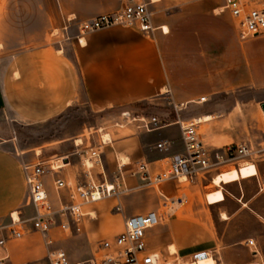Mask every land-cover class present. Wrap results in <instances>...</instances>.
<instances>
[{
    "label": "crops",
    "instance_id": "0c3cea01",
    "mask_svg": "<svg viewBox=\"0 0 264 264\" xmlns=\"http://www.w3.org/2000/svg\"><path fill=\"white\" fill-rule=\"evenodd\" d=\"M20 1L31 0H0V4ZM58 1L59 10L64 15L78 20H88L122 8L118 4L120 0ZM156 1L152 3L157 13L151 19L153 31L147 34L130 26H111L82 36L71 29L69 36L64 33V40L57 48L45 42L27 45L7 62L4 59L0 61V113L8 112L15 123L28 128L46 127L49 134L47 142H42V138L25 143L20 137L13 138L11 131L15 124L0 121V240L5 241L0 245L2 264H32L38 260L42 262L45 256L46 247L38 239L37 233L30 231L31 224L26 226V236L17 239L19 242L7 237L11 225L10 216L13 213L16 216L18 214L21 219L33 216L34 213L21 164H47L60 159L67 163L57 173L48 172L42 179L50 203L58 208L62 203L70 202L69 190L56 191L54 180H84V169L81 165L84 156L81 154L96 147L101 152L106 177H115L119 164L125 165L124 186L111 197L83 206L86 215L77 228V236L81 234L89 244L98 239L113 238L124 229L127 218L152 212L160 213L162 200L159 193L167 197L181 196L188 200V204L167 211L164 221L147 230L148 250L162 254L165 260L171 255L181 260H189L205 254L198 258L200 264H216L207 252L214 249L213 245L202 240L204 232L198 221V212L201 201L210 203L206 189L214 178L219 177L221 183L219 186L212 185L217 191L221 187L222 193H225V188L221 186L224 182L222 174L214 173L216 175H212L210 179L198 178L194 183L169 180L157 188L145 186L138 175L130 174L136 162L147 163L150 173L156 174L167 168L171 155L184 153L180 128L174 123V115L169 116L173 110L168 108L164 114L157 116L173 121L150 133L136 129L133 125L116 127L113 124V127L101 128L109 137L104 145H101L100 134L89 136L86 134L88 130L84 128L88 116L100 118L103 125L113 121L121 122L123 112L149 117L151 114L147 115L139 110L141 103L163 106L173 102L177 108L196 102L203 96L206 98L203 102L205 103L209 96L220 92L213 90L215 86L229 84L230 75L235 72L239 76L244 73L246 54L252 61V69L257 73L253 84L264 88V65H261L262 60L254 54L252 48V43L264 36L257 37L248 44L246 50L236 45L239 39L235 34L233 18L226 12L218 15L213 13L221 2L201 0L207 11H203L195 19L204 22L212 18L220 37V69L214 73L210 61L204 56L193 60V56L185 48L181 49V32L176 22L177 16L183 11L167 13L176 3ZM113 3L116 4L111 5ZM209 12L213 17L209 16ZM3 15L0 7V18ZM190 18L193 17L185 19ZM226 24L233 27L235 40L231 46L227 45L226 38L221 33ZM165 26L168 31L162 33L160 30ZM14 27L19 29L18 25ZM18 29L15 32L26 31L24 28ZM202 29L204 33L208 31L204 27ZM3 32V29L0 30V35ZM173 46L175 49L169 51V47ZM201 54L204 55V52ZM230 54L235 55L233 69H230ZM198 61L204 64L197 66L195 63ZM263 102L264 100L261 103ZM77 109H85L86 116L72 117L70 112ZM212 113H205L197 119L201 122L204 116L209 115L211 119L204 121H211L214 118ZM191 119L182 116L181 120ZM262 123L264 125V117ZM198 127L203 142L201 127ZM168 140L172 143L170 151L161 152L156 148L157 143ZM240 144L249 146L252 153L251 144ZM251 153L242 160L251 159ZM240 165L239 162L237 169ZM222 215L224 214L220 217Z\"/></svg>",
    "mask_w": 264,
    "mask_h": 264
},
{
    "label": "rangeland",
    "instance_id": "374dc122",
    "mask_svg": "<svg viewBox=\"0 0 264 264\" xmlns=\"http://www.w3.org/2000/svg\"><path fill=\"white\" fill-rule=\"evenodd\" d=\"M65 1L73 2L74 0ZM143 1L150 2L151 19L155 18L157 13L152 4L154 2L152 0ZM158 1L156 2L159 3ZM161 1L163 2L164 0ZM165 1L176 3L171 10H167V13L183 11L181 15L177 16L178 21L176 22L181 32L179 36L181 49L185 48L187 53L193 56V60L204 56L207 61H210L215 73V70L220 69V58L222 57L218 47L220 37H218V27L212 18L204 22L201 19H195L203 11H207L203 7V3H201L202 1ZM124 2V0H120L118 4L123 7ZM204 4L207 3L204 2ZM0 7L1 15L4 14L0 18V30H4L3 34L0 35V61L4 59L7 62L23 46L39 45V43L45 42L57 48L60 42H63L65 36L63 26L66 20L71 17L64 15L59 10L58 0L2 2ZM209 14V16L213 17L211 12ZM187 17L193 18L186 20L185 18ZM185 20L186 22H184ZM16 25L19 26V29L24 28L26 31L15 32L18 29L14 27ZM21 25H24V27ZM203 27L208 31L204 33ZM71 29L72 31H77L75 26L73 27V23L70 31ZM221 33L225 36L227 45L231 46L234 44L235 36L233 27L230 24H226ZM255 39L239 41V43L236 42V45H240L246 50L247 45ZM252 48L254 54H257L262 60L261 65H264V38L255 40L252 43ZM173 49H175L174 46L169 47V51ZM203 52L204 55L201 54ZM234 57L235 55H229L230 69H233V65L235 66ZM245 58L244 73L239 76L235 72L230 75L229 84L215 86L213 90L220 92L214 96H209L203 105L197 104V100L177 108L174 107L175 104L173 102L163 106L147 103L139 104V110L144 111L147 115L151 114L150 116H159V114H164L170 108L173 113H169V116L171 117L173 114L175 120L177 118L182 119V116L196 120L197 117H201L205 113L213 112V120L203 121L200 124L203 145L211 152H222L228 148L236 147L242 142L251 144V159L241 160V165L238 169L237 165L227 166L226 164L212 168L208 176H206L207 179H210L212 175H216L214 173H221L224 178L221 186L225 188V193H222L221 187L218 188L220 191H217L210 184L206 189L207 199H209L210 203L208 204L205 200L204 202L201 201L198 212V221H200L204 232L202 240L213 245L214 249L207 252L211 254L216 264L217 262L218 264H264V125L262 123L264 115L260 107V103L264 100V88L253 84L257 73L252 69V61L247 58V54ZM195 64L202 66L204 63L198 61ZM259 73L260 75L262 74L261 72ZM220 81L221 79L218 82L220 83ZM70 113L72 117H83L86 116L87 112L85 109H77L72 110ZM168 119V122L173 121V119ZM0 121L15 124L11 131L13 138L20 137L25 143L33 141V139L36 141L42 138V142H47L49 138L46 127L32 129L19 125L14 122L13 116L6 111L0 113ZM113 124H115L114 121L103 125L100 118L88 116L87 124L84 128L88 130L87 135L96 136L100 134L101 140L107 141L105 138L106 131L101 128H110L113 127ZM126 125H133L138 129L137 121H132ZM116 127L119 126L116 125ZM45 146L48 147L47 144ZM54 162L52 160L44 165L47 167ZM220 168L222 170L219 171ZM221 214H225L228 218L223 220L220 217ZM13 217H16V215ZM30 217H26L24 220ZM83 221L81 220L80 223ZM28 224H31V222H26L25 229ZM78 227L79 225L72 224L70 231H61L56 227L52 228L48 233V239L52 240V244L49 245L46 244L45 238L32 228L30 231L32 233L36 232L38 239L46 247L42 262L38 260L34 263L46 264V254L51 250L57 249L64 250L72 264L80 263L81 261L89 262L94 259L97 256L101 239L89 244L81 234H79L80 237L77 236ZM250 239L254 240L253 247H248L245 243ZM18 240L16 239L15 241ZM255 252H258V254H255ZM166 260L176 264V260L172 255L166 257Z\"/></svg>",
    "mask_w": 264,
    "mask_h": 264
},
{
    "label": "built area",
    "instance_id": "2783aa9c",
    "mask_svg": "<svg viewBox=\"0 0 264 264\" xmlns=\"http://www.w3.org/2000/svg\"><path fill=\"white\" fill-rule=\"evenodd\" d=\"M124 6L109 14L94 16L88 20L68 18L63 26L64 33L69 36L70 27L75 26L79 35L91 34L95 31L111 28V26L136 27L143 33L153 31L152 12L149 9L150 2L143 0H124ZM221 4L213 10L215 15L228 13L234 20L235 34L239 41H249L264 36V0H207ZM164 33L163 28L161 29ZM206 98L203 96L197 103H203ZM175 107V106H174ZM176 108V107H175ZM121 122L115 125L122 127L137 121L138 129L150 133L157 129L166 127L168 121L157 116H133L129 112L121 113ZM124 122V123H123ZM174 123L180 128V138L184 146L183 154H173L169 158L165 170L156 174L150 173L149 165L145 162H136L131 175H138L145 186L157 188L162 183L175 180L180 183H194L196 179H205L212 168L223 165H238L240 160L251 153L246 144H240L228 148L222 152L209 151L199 136L198 126L202 123L198 119L183 121L177 118ZM105 141H101L104 145ZM171 141H162L156 144L161 152L171 150ZM100 145V147H101ZM81 165L84 169V180L73 181L70 179H55L53 185L56 191L61 189L69 190L70 202L62 203L60 207L54 208L50 203L46 187L42 181L43 176L48 173H57L67 163L63 160H56L47 167L44 164H21L30 203L35 213L24 220L19 217L10 216L11 225L8 228V238L18 239L24 235L25 224L31 222L32 228L39 232L46 240V244H52L48 239V233L56 227L61 231H70L72 224L80 225L81 219L86 215L83 206L95 203L97 200L111 197L119 192L124 186V164H119L118 174L113 178L106 177L103 171L101 152L99 148L83 152ZM96 174V177H95ZM98 176V177H97ZM162 200L161 212H154L147 215H136L127 218L124 222V229L113 238L102 239L99 242L97 256L89 262L75 264H160L165 262L162 254L150 252L146 244V232L153 225L166 219V212L175 208L185 206L188 200L181 196H165L159 193ZM5 243L0 240V245ZM248 247L254 246V240H247ZM258 254V252H255ZM204 255V254H203ZM48 264H72L64 250H51L47 254ZM193 257V259H195ZM177 261L178 258H175ZM217 262V260H216ZM0 264L2 261L0 260ZM218 264V262H217Z\"/></svg>",
    "mask_w": 264,
    "mask_h": 264
},
{
    "label": "bare ground",
    "instance_id": "6f19581e",
    "mask_svg": "<svg viewBox=\"0 0 264 264\" xmlns=\"http://www.w3.org/2000/svg\"><path fill=\"white\" fill-rule=\"evenodd\" d=\"M152 1H156V0H152ZM163 31H164V33L167 32V31H168V28L165 26V27L163 28ZM263 115H264V114H263ZM210 119H211V116L206 115V116H204L203 119H201V122H203L204 120H210ZM105 138H106V140H108V139H109L108 135H105ZM219 174H220V173H219ZM220 183H221V180H220L219 177H216V178H214V179L212 180V184H213V185L219 186ZM14 215H15V214L13 213L12 216H14ZM221 217H222L223 219H224V218H227L225 214L222 215ZM13 218L16 219L17 216H16V217H13ZM201 256H203V254H201V255H197L195 259H193L192 257H191L192 259H189V260H181V259H178V260L176 261V264H177V262H186V263H188V264H189V263H190V264H200L198 258L201 257ZM160 264H173V263H172V261H171V263H169V261H165V262L160 263Z\"/></svg>",
    "mask_w": 264,
    "mask_h": 264
},
{
    "label": "water",
    "instance_id": "95a60500",
    "mask_svg": "<svg viewBox=\"0 0 264 264\" xmlns=\"http://www.w3.org/2000/svg\"><path fill=\"white\" fill-rule=\"evenodd\" d=\"M260 107H261L262 112H263V114H264V102L260 104Z\"/></svg>",
    "mask_w": 264,
    "mask_h": 264
},
{
    "label": "trees",
    "instance_id": "16d2710c",
    "mask_svg": "<svg viewBox=\"0 0 264 264\" xmlns=\"http://www.w3.org/2000/svg\"><path fill=\"white\" fill-rule=\"evenodd\" d=\"M67 118V117H66Z\"/></svg>",
    "mask_w": 264,
    "mask_h": 264
}]
</instances>
